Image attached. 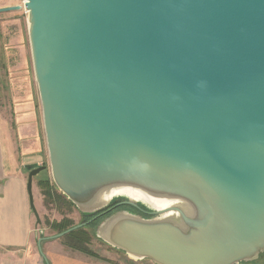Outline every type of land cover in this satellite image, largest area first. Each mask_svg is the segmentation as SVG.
<instances>
[{"label":"water","instance_id":"obj_1","mask_svg":"<svg viewBox=\"0 0 264 264\" xmlns=\"http://www.w3.org/2000/svg\"><path fill=\"white\" fill-rule=\"evenodd\" d=\"M19 5L0 7V12ZM51 177L94 236L153 264L264 253V0H24ZM30 168L29 206L41 223ZM177 197L158 208L116 190ZM117 198L123 201L109 207ZM173 213L177 225L159 220Z\"/></svg>","mask_w":264,"mask_h":264},{"label":"crops","instance_id":"obj_2","mask_svg":"<svg viewBox=\"0 0 264 264\" xmlns=\"http://www.w3.org/2000/svg\"><path fill=\"white\" fill-rule=\"evenodd\" d=\"M39 113L41 118V105ZM37 116L32 82L0 84V264H127L84 255L61 238L38 244L39 238L52 234L39 227L29 206L28 171L22 157L28 152L22 144L35 136ZM35 193L38 196L32 179V195ZM33 201L39 210L35 198Z\"/></svg>","mask_w":264,"mask_h":264},{"label":"rangeland","instance_id":"obj_3","mask_svg":"<svg viewBox=\"0 0 264 264\" xmlns=\"http://www.w3.org/2000/svg\"><path fill=\"white\" fill-rule=\"evenodd\" d=\"M11 5H19V9L0 12V84L4 86L5 83L20 81L32 82L34 85L35 104L39 117H36L37 124L34 132V138L22 144L23 146L28 147V152L23 154L22 157L27 171H29L30 168L39 165L46 166L44 170L40 171L33 177L38 193V196L36 193L35 196L33 194V199L35 198V203H38L39 210H37V212L41 220L39 227L44 228L47 234H56L57 232L53 231V229L49 227V223L53 221H60L66 214L65 218L70 219L72 221V226H74L81 223L83 218H81V215L79 214L80 212L73 203L72 204L74 206H58L54 200H51L48 196L42 194L43 191H47L48 184L51 186L52 192H55V190L59 193L61 192L55 186L51 177L42 117L40 118L39 113L40 104L38 100L36 82L33 75L34 73L28 38L27 12L24 9V0H0V7ZM4 99L6 100V98ZM20 148L23 147L20 146ZM87 248L90 253L82 252L84 255L92 258L108 260L111 263L125 262L127 264H133V262L142 261L147 264H153L148 259L133 260L123 251L109 246L95 236L91 237V240L87 244ZM238 264H264V253H261L258 259L254 261L240 262Z\"/></svg>","mask_w":264,"mask_h":264},{"label":"trees","instance_id":"obj_4","mask_svg":"<svg viewBox=\"0 0 264 264\" xmlns=\"http://www.w3.org/2000/svg\"><path fill=\"white\" fill-rule=\"evenodd\" d=\"M47 188H48L47 191H43L42 194L48 196V198H50L51 200H54L58 206H65V207L74 206L72 202L68 200L63 194L57 192L56 190L55 192H52L51 190L52 188L49 184L47 185ZM125 207L133 210V208H131L130 206H125ZM79 214L81 215V218H83L82 222L90 219L93 216L83 213H79ZM65 216L66 214L60 221H53L51 223L48 222L49 227L53 229V231H56L57 233L71 227L72 221L68 218H65ZM105 216L97 218L95 221L91 222L87 226H83L78 229L70 231L69 233L63 235L61 239L63 240L64 244L70 247L71 249L78 250L84 253H90V251L87 248V244L91 240V237H94V228H96V226ZM133 264H147V263L141 261V262H133Z\"/></svg>","mask_w":264,"mask_h":264},{"label":"bare ground","instance_id":"obj_5","mask_svg":"<svg viewBox=\"0 0 264 264\" xmlns=\"http://www.w3.org/2000/svg\"><path fill=\"white\" fill-rule=\"evenodd\" d=\"M116 190H125V191L129 192L132 196L143 197L146 200H148L151 204H153L154 206H156L158 208H161L164 206L174 205V206H178V207L182 208L186 213H189V214L193 213L189 204L187 202L177 198V197L170 196V195L163 194V193H159V192H153V191L145 190L143 188H139V187H135V186H131V185H113V186L109 185V186H105V187L101 188V191H99L100 197H101L100 200H105V198L109 194H111L112 192H114ZM159 220L166 221L169 223H173L175 225H177V223H178L176 216L173 213H167L165 215H162Z\"/></svg>","mask_w":264,"mask_h":264},{"label":"flooded vegetation","instance_id":"obj_6","mask_svg":"<svg viewBox=\"0 0 264 264\" xmlns=\"http://www.w3.org/2000/svg\"><path fill=\"white\" fill-rule=\"evenodd\" d=\"M121 201H123V199L122 198H117V199H115L114 201H113V203L109 206V207H112L113 205H115V204H117V203H120ZM125 206H128V205H120V206H117V207H115L114 209H112V211L111 212H113V211H115V210H117V209H120V208H127V207H125ZM131 208H133V211H135V212H137V213H139V214H141V215H144V216H147L146 215V211H147V209L146 208H144V207H142V206H139V208H134V207H132V206H130ZM128 209H130V208H128ZM132 210V209H131ZM111 212H109V213H111ZM109 213H107V214H105V215H108ZM105 215H103V216H105ZM92 217H94V215L92 216ZM91 217V218H92ZM100 217H102V216H100ZM90 218V219H91ZM99 218V217H98ZM90 219H88V220H90ZM97 219V218H96ZM95 219V220H96ZM95 220H93V221H95ZM87 221V220H86ZM92 221V222H93ZM87 226V225H86Z\"/></svg>","mask_w":264,"mask_h":264}]
</instances>
